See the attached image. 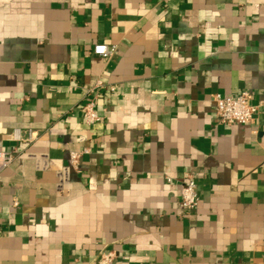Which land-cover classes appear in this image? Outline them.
Wrapping results in <instances>:
<instances>
[{
	"label": "crops",
	"instance_id": "0c3cea01",
	"mask_svg": "<svg viewBox=\"0 0 264 264\" xmlns=\"http://www.w3.org/2000/svg\"><path fill=\"white\" fill-rule=\"evenodd\" d=\"M242 92L254 122L218 125ZM14 129L0 264H264V0H0V152Z\"/></svg>",
	"mask_w": 264,
	"mask_h": 264
},
{
	"label": "built area",
	"instance_id": "2783aa9c",
	"mask_svg": "<svg viewBox=\"0 0 264 264\" xmlns=\"http://www.w3.org/2000/svg\"><path fill=\"white\" fill-rule=\"evenodd\" d=\"M115 47L107 45H97L93 48L92 53L104 60L112 58L115 54ZM105 84L102 80H97L88 93L96 94V92L104 90ZM113 91V88H109ZM215 105L216 122L218 125L231 127L235 125H246L254 122L257 113V107L251 105V97L248 92H242L236 97H224L220 94L212 96ZM83 120L88 126L98 124L102 121L101 115L97 112V104L95 99L90 100L83 107ZM37 133L33 130L23 131L14 129L11 139L14 145L8 150L0 152V173L9 168L20 150L18 144H32L37 139ZM89 154V149L82 151H73L69 154L70 165L75 172L81 171V159ZM199 204L198 185L194 177L189 176L181 188L180 206L186 214L194 212ZM116 253L101 252L99 254L101 262L104 264H112L116 259Z\"/></svg>",
	"mask_w": 264,
	"mask_h": 264
}]
</instances>
